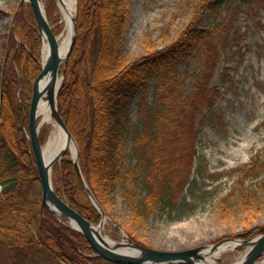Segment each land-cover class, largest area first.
I'll list each match as a JSON object with an SVG mask.
<instances>
[{
    "label": "trees",
    "instance_id": "obj_1",
    "mask_svg": "<svg viewBox=\"0 0 264 264\" xmlns=\"http://www.w3.org/2000/svg\"><path fill=\"white\" fill-rule=\"evenodd\" d=\"M76 1L77 34L57 95L58 110L78 145L79 166L86 184L108 215L115 190L123 178L130 181V188L124 190L130 217L120 226L138 242L134 232L144 228L149 216L160 207L176 201L189 171L177 169L174 156L183 148L179 144L174 143L176 147L172 148L177 150L173 157L169 154L167 158L164 150L158 151L151 145L148 157L140 159L145 189V194L140 196L131 177L132 173H138L124 171L116 159L121 142L125 140L130 100L139 93L143 95L148 82L152 83L160 103L158 118L155 114L153 120L154 124L161 122L158 129L162 137L154 140L158 146L164 143V137L170 141L166 131L176 132L180 139L181 124L186 119V129L192 130L191 136L186 130L189 168L197 121L204 109L213 106L218 90L207 86L204 92L186 93L178 64L188 61L208 42L213 28H199L196 18L209 0L193 3L196 17L174 42L160 49L151 46L148 53L132 62L121 61L129 0ZM247 1L263 3L261 0ZM55 9L52 0L46 8L49 20ZM215 25L230 26L222 22ZM53 31L59 34L60 27ZM16 32L22 36V42L15 40ZM231 39L238 43L240 35ZM4 48L6 55L0 68V264H114L97 256L79 232L41 211V187L28 132L33 82L41 71V39L29 5L24 4L16 14L14 31L4 41ZM45 132V128L40 131L41 143ZM257 159L237 171L240 176L236 184L243 185L246 178L264 174V158ZM52 183L55 192L72 209L92 223H99L101 216L86 194L68 154L54 166ZM234 190L219 205L224 214ZM244 200H247L244 206H250L252 193L247 192ZM263 233L264 224L248 227L234 237L249 239Z\"/></svg>",
    "mask_w": 264,
    "mask_h": 264
},
{
    "label": "rangeland",
    "instance_id": "obj_2",
    "mask_svg": "<svg viewBox=\"0 0 264 264\" xmlns=\"http://www.w3.org/2000/svg\"><path fill=\"white\" fill-rule=\"evenodd\" d=\"M42 1L46 9L52 0ZM198 1L129 0L121 61L132 62L148 53L151 46L160 49L174 42L189 21L196 17L193 3ZM261 1L263 3L209 0L198 12L197 26L210 27L213 31L204 47L188 61L178 64V71L186 93L204 92L208 86L215 87L218 96L213 106L204 109L197 121L198 131L192 141L193 160L189 168L186 164V130L188 136L192 130L186 129V119L181 124L180 139L176 132L166 131L170 141L164 137V143L158 146L154 140L162 137L158 129L161 122L154 124L153 120L155 114L158 118L160 103L152 83L148 82L143 95L139 93L130 100L125 140L121 142L116 159L124 171L138 173H132L131 177L140 196L145 194L144 168L140 159L148 157L151 145L158 151L164 150L167 158L169 154L173 157L177 150H174V143L179 144L183 148L174 156L177 169L189 171L188 180L176 201L160 207L149 216L144 228L134 232L142 245L165 251L185 250L210 245L219 239L233 237L248 227L264 224V174L246 178L243 185L236 184L239 169L245 168L256 157L259 161L264 158V126H260L264 121V0ZM19 5L20 0H0V68L6 55L4 41L14 31ZM49 22L54 28L60 27L61 37L65 23L57 6ZM221 22L230 26L215 25ZM236 34L240 35L238 43L231 39ZM14 37L18 43L23 40L18 32ZM50 132L49 126L43 144ZM144 145H147L146 149L142 150ZM227 171L230 172L226 174ZM130 186V181L123 178L109 207V216L119 225L130 217L124 201V190ZM232 190L233 196L228 198V210L224 214L219 205ZM247 192L252 193V201L245 207ZM103 232L112 241L123 239L109 221ZM244 253L227 251L216 264H233Z\"/></svg>",
    "mask_w": 264,
    "mask_h": 264
},
{
    "label": "water",
    "instance_id": "obj_3",
    "mask_svg": "<svg viewBox=\"0 0 264 264\" xmlns=\"http://www.w3.org/2000/svg\"><path fill=\"white\" fill-rule=\"evenodd\" d=\"M55 1L58 4L61 0ZM24 2H27L32 7L42 43L45 42L47 45V54L42 62L41 72L37 75L33 83L28 121L30 142L41 186V210L47 211V213L56 217L59 222L66 220L69 223H73L74 226H72V228L83 235L99 257L115 264H204L207 263L209 259L215 262H221L220 256L224 252L238 248H245L246 252L242 259L236 264H258V259L264 255V234L248 240L229 238L213 245H199L185 250L165 251L146 247L132 241L125 232L115 224L124 240L109 243L103 239L102 230L105 221L109 220L112 223L114 222L106 215L85 182L79 167L78 146L62 120L57 107V93L64 80V68L76 40V14L71 18L69 46L67 50L63 52L60 49L59 36L53 33L45 12L41 8L40 0H21L20 6ZM46 76H48V81L45 87H41V81ZM44 96H46L49 102L52 120L61 129L65 137L64 145L49 160L45 159L43 145L39 141V129L42 122L40 121L38 125L36 124L38 118V104ZM70 143H73L75 148L74 156L71 155V161L74 164L76 173L81 180L86 194L101 215V220L97 225H94L91 221L70 208V206L55 193L52 186V169L63 159L69 149ZM126 248L129 249L130 252L122 251Z\"/></svg>",
    "mask_w": 264,
    "mask_h": 264
},
{
    "label": "bare ground",
    "instance_id": "obj_4",
    "mask_svg": "<svg viewBox=\"0 0 264 264\" xmlns=\"http://www.w3.org/2000/svg\"><path fill=\"white\" fill-rule=\"evenodd\" d=\"M40 5H41L42 10L44 11L45 6H44V3L42 0H40ZM58 6H59V10L62 14L63 21L65 23V32L59 39L60 49L64 52L67 50V48L69 46L70 30H71V18L75 14V0H61L58 3ZM46 54H47V45L44 42L43 48H42V59L43 60L45 59ZM47 81H48V76H46L42 79L41 87H45ZM38 116H39V119H41V122L43 123V125L48 124L50 126V129H51L50 136H49L47 142L45 143V145L43 146L44 157L46 160H49L64 145L65 137H64V134L61 131V129L54 123V121L51 118L50 106H49V102H48L46 96H44L38 104ZM69 150H70L71 155L74 156L75 148H74L73 143L69 144ZM69 224L71 226H74L73 223H69ZM105 224H106V222L104 223V225ZM102 237L106 242L111 243L112 240L103 232V230H102ZM122 251L130 252L129 249H123ZM240 259H241V257H240ZM211 263L214 264L213 260L209 259V262L206 264H211ZM263 263H264V261H263Z\"/></svg>",
    "mask_w": 264,
    "mask_h": 264
}]
</instances>
